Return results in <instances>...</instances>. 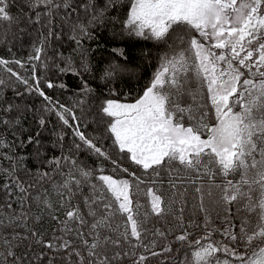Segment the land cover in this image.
Segmentation results:
<instances>
[{
    "label": "snow or ice",
    "instance_id": "obj_1",
    "mask_svg": "<svg viewBox=\"0 0 264 264\" xmlns=\"http://www.w3.org/2000/svg\"><path fill=\"white\" fill-rule=\"evenodd\" d=\"M123 3L0 0V25L23 26L21 30L39 25L29 62L47 67L42 56L52 41L63 42L67 27L68 40L75 46L67 56L55 53L63 62L55 66L62 74L81 77L78 92L82 95L76 107L84 113L78 116L74 108L53 104L39 88L35 64L31 66L35 84L30 85L9 67L24 68V61L0 58V72L8 74L7 79L0 76V90L12 87L15 78L28 86L29 94L35 91L48 102L44 112L54 111L72 131L67 147L65 133L57 134L61 154L46 160L39 132L21 141L35 146L34 155L43 164L34 172L26 169L27 180L17 175L21 158L12 154L15 142L0 138V159L9 163L0 168L5 175L0 184L5 193L0 204V264H126L129 259L131 264H149L151 258L163 259L173 252L170 243L160 246L156 239L166 240L169 233L147 228L151 218L163 220L169 215L183 229L175 241L187 242L192 249L191 260L186 253L177 264H264V0H127L123 18L111 16L120 12ZM57 17L60 31H56ZM109 21L121 26L113 32L114 38L150 40L158 52L150 80L134 102L105 98L98 109L103 124L100 136H106L114 152L141 175L121 166L97 137L90 138L80 127L93 91L82 80L84 73L93 70L85 42L96 39V30ZM112 51L123 62L113 58L100 79L110 96H117L122 94L117 82L135 76V66L129 67L123 48ZM142 55L147 59L151 53ZM47 87L67 89L68 85L49 81ZM19 110L20 105L11 101L0 105V112L6 114L0 117V126L15 139H19L20 117L11 113ZM37 123L43 129L47 122L41 115ZM81 151L109 161L132 177L135 185L105 174L102 163L95 168L84 164L78 159ZM165 172L172 190L167 205L160 188L154 187L163 186ZM142 184L152 185L146 188L145 205L133 199L134 187ZM186 184L197 194L199 203L194 207L205 214V235L195 241L189 240L187 230L195 222L184 223ZM53 194L58 208L65 209L63 219L55 215ZM206 198L227 213V226L220 231L228 242L210 239L213 230ZM232 206L237 214L247 213L240 217L239 232L230 221L235 218ZM45 214L58 224L49 239L35 227ZM249 216H254L255 224Z\"/></svg>",
    "mask_w": 264,
    "mask_h": 264
},
{
    "label": "trees",
    "instance_id": "obj_2",
    "mask_svg": "<svg viewBox=\"0 0 264 264\" xmlns=\"http://www.w3.org/2000/svg\"><path fill=\"white\" fill-rule=\"evenodd\" d=\"M98 3L101 5L104 3V0H98ZM127 5V0H124V3L120 6L121 10L119 13H110L111 16L115 17L117 15L122 19L124 16V8ZM13 13L17 11L14 7L12 9ZM57 28L56 31H60V18L56 19ZM8 25H0V34L4 32ZM23 26H21L22 28ZM120 24L116 23L115 25L112 22H107L105 26L100 27L96 30V39L91 41H86L85 46L89 49L90 61L92 65V72L84 73L82 80L87 82L88 86L93 90L90 94V108L94 114V118L91 122H87L86 119L90 116L88 111H86L85 105L84 109L87 113L86 117L81 120V130L84 131L90 138L97 137V142L105 147V150L113 155V158L119 159L121 166L128 167L130 171L137 172L138 175H141V171L137 169L135 165H132L130 161L123 160L120 157L119 153L114 152L110 147L111 141L107 139L106 136L101 137L100 133L103 130L102 118L99 115L98 109L103 99L111 98L119 100L120 102H134L135 98L141 93L144 86L148 83L151 77V73L157 63L156 57L158 55L157 48L154 43L150 40H144L139 38H120L113 37V32L120 31ZM19 28V29H21ZM16 32V31H14ZM17 33V32H16ZM39 31L37 32L34 27L24 28L20 33L19 37L13 38L12 41H7L0 36V58L7 60L20 59L25 62V67L21 68L16 64H10L9 67H12L14 70L20 73L23 77L28 79L30 85H34L35 81L32 80V64H35L36 75L39 79V88L45 92L47 96L51 98L53 104L58 102L59 104L66 105L69 108H74L78 116H84V113L81 112L79 107H76L77 101L81 98V93L78 92L79 87L81 86V77L73 76L70 73L62 74L59 72L56 64L63 66V62L55 57V53L62 52L65 56L71 53L72 48L75 46L72 42L68 40L67 27H65V35L63 36L61 43L60 41H52V46L47 49L46 55L42 56V60L47 64V67L44 66L41 62L38 61H28L29 55L32 53V45L38 36ZM18 34V33H17ZM114 47H121L124 49L125 53L128 56V65L129 67L135 66V76L129 78L127 75L124 77L123 82H117V89L119 94L117 96H110L108 88L105 87L104 83L100 79L101 71L104 67L107 66V63L113 58L121 60V57H116L115 53L112 51ZM142 53H151V56L145 59ZM77 63H79V58H76ZM0 76L8 78L7 73L0 72ZM13 86L4 87L0 90V105L4 101H11L15 104L20 105L19 111H14L11 113V116L20 117V125L17 129L19 139H15L12 136L11 131L0 126V138H7L10 142H15V151L13 155L20 157L19 165L20 170L17 175L23 179H29V176L26 169L32 170L33 172L38 167H43L42 161L38 160L34 155L35 146L30 144H21V141H26L28 136H36V133L39 132L40 136L38 137L42 143L41 151L44 153L43 160H46L53 156H59L61 154V148L57 142V134L63 131L65 133L64 144L65 146L71 145L72 142V131L70 128H66L58 120L55 115V112H44V106L48 104L42 97L38 95L35 91H27V85H24L18 81H15V78H12ZM51 81L54 85L65 83L68 85L67 89H62L58 87L48 88L47 83ZM17 92L21 95L17 96ZM87 103V102H86ZM51 107V105H49ZM90 114V112H89ZM3 112H0V117L4 116ZM44 116L46 119V127L41 129L37 123L40 116ZM78 159L84 164L95 168L99 164H103L105 169V174L112 175L114 178L128 179L135 185V181L127 173L121 172L119 168H115L109 161H104L102 158H97L94 155H91L87 151H81L78 153ZM9 163L7 160L0 159V168H7ZM115 168V170H113ZM164 183L163 186L160 184L155 185L154 187L160 188V191L165 199V204L167 205L172 198V190L169 188L167 182V173H163ZM236 179L239 177L236 176ZM5 182V175L0 173V184ZM219 182V181H217ZM148 184L139 185V188L134 187L133 190V199L138 201L141 205L146 204V188ZM185 187L188 188L186 194V207L184 211V223L188 225L193 221L192 226L187 230L191 233L189 236L190 241H195L201 236L205 235V229L203 227V222L205 219V214L199 212L198 207V197L197 194L193 191L191 185L186 184ZM5 193L0 189V204L4 203ZM53 204L56 205V198L53 194L52 196ZM205 206L208 210V217L211 222V228L213 234L211 240L213 241H225L221 236V231L227 226V222L224 217L227 215L221 208H218L213 202L206 198ZM143 208L140 209L141 214L143 213ZM34 212H38V209L33 207ZM65 209H59L55 212L60 219H63V213ZM219 212V217L217 213ZM247 213L240 212L237 214L236 207L232 206V219L230 217L231 223L236 225L235 231L239 232L240 217L245 216ZM249 219L252 221V224H255L254 216H249ZM196 224H200V227H196ZM35 227L44 233L45 239L52 237L54 230L58 228L56 221L52 220L48 214L43 215L39 223L35 224ZM154 227L161 228L164 232L169 233L167 239L163 240L156 238L160 244L170 243L173 252L169 255L166 254L162 259L161 257L151 258L149 264H177L178 260L184 259L185 254L187 253L189 259L191 260L192 249L188 247L187 242L183 244L175 241V235L180 234L183 230L176 220L172 218L171 215L167 216L165 219L160 220L158 218H151L147 224L148 229H153ZM171 229V232H169ZM149 239L152 237L149 235ZM259 243V241H257ZM159 250V249H158ZM239 250L244 251L243 245L240 246ZM126 264H131V260H126Z\"/></svg>",
    "mask_w": 264,
    "mask_h": 264
},
{
    "label": "rangeland",
    "instance_id": "obj_3",
    "mask_svg": "<svg viewBox=\"0 0 264 264\" xmlns=\"http://www.w3.org/2000/svg\"><path fill=\"white\" fill-rule=\"evenodd\" d=\"M34 28H35V30L37 32L39 31V25L34 26ZM14 31H16L18 34L16 32H14ZM5 32H7V35L6 36H1V37L3 39H6L7 41H12L13 38H14V34H15V37H19L20 33L22 32V30L19 29V28H16V27H13V28L9 29L8 26H7L6 29L4 30V32H2L1 34L5 33ZM89 97H90V95L87 97V103L85 105L86 111H88V115H90L86 119L87 122H91L92 119L94 118V114H93V112L91 111V108H90V98ZM89 112H90V114H89Z\"/></svg>",
    "mask_w": 264,
    "mask_h": 264
}]
</instances>
